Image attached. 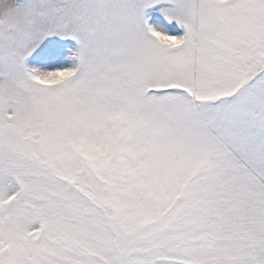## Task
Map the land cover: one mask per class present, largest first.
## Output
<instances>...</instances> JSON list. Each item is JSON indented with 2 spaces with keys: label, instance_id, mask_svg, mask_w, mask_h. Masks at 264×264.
<instances>
[{
  "label": "snow or ice",
  "instance_id": "snow-or-ice-1",
  "mask_svg": "<svg viewBox=\"0 0 264 264\" xmlns=\"http://www.w3.org/2000/svg\"><path fill=\"white\" fill-rule=\"evenodd\" d=\"M0 264H264V0H0Z\"/></svg>",
  "mask_w": 264,
  "mask_h": 264
}]
</instances>
